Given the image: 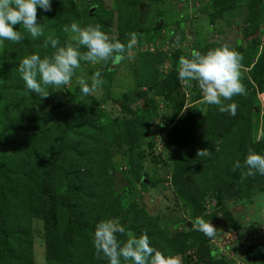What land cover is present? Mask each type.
Instances as JSON below:
<instances>
[{"label": "trees", "instance_id": "16d2710c", "mask_svg": "<svg viewBox=\"0 0 264 264\" xmlns=\"http://www.w3.org/2000/svg\"><path fill=\"white\" fill-rule=\"evenodd\" d=\"M90 1L84 22L98 24L102 31H106V20L99 15L96 0ZM51 3V12L37 10V22L43 28L42 36L32 38L23 26L16 25L15 30L20 32L22 39L19 42L4 40L2 47L4 72L0 85V124L4 127L1 131L5 138L0 134L8 162L6 167L0 168V264H33L32 218L43 223L48 264H109L106 258L96 257L94 232L99 222L116 216V206H120L121 197L115 192L113 176L108 168L104 169L95 146L104 139L107 140V150L129 144L130 161L135 164L137 156L132 153L133 142L130 140L153 118L104 122L87 106L85 111H81L83 106L73 111L67 104H62L52 93L51 86L46 89L48 97H40L27 89L18 71L20 61L31 54L38 53L41 58L50 56L55 49L50 44L47 48L43 46L49 36L59 41L58 46H65L68 34L63 32V26L79 23L82 19V13L72 0H51ZM213 3L215 12L212 17L215 19L227 11L241 10L240 5L246 4V20L254 22L251 27L256 26V21L264 20V0H214ZM132 15H119L118 40L122 43L134 32L122 30V27L134 26L136 14ZM158 59V56L150 55L148 62L157 63ZM113 65L110 63L105 69L108 82ZM246 65L251 68L241 83L247 94L222 101L237 104L234 116L219 112L215 105L202 103L198 107H190L186 116L179 118L172 129L173 139L169 145L172 156L183 153L175 167L172 183L186 203L191 205L194 217L199 215L204 190L208 189L203 187L206 178H212L210 180L214 182L213 188L218 192L219 200L242 198L253 189L264 191V176L256 174L241 181L240 171H232L234 162H243L250 147L264 155V137L255 140L256 133L251 125V113L259 109L256 94L264 92V49L257 57L255 53ZM149 66L148 63L142 66L146 73L151 70ZM173 74L160 85L159 92L179 112L184 94L179 90L178 76L172 79ZM82 95L80 86L67 91V98ZM199 99L198 95L194 101ZM121 111L127 112L128 109L123 106ZM48 137L55 139L48 145L40 144L41 138ZM199 150H207L210 154L200 157L197 155ZM134 176L138 181H143L145 177L137 169ZM124 210L125 215L120 221L126 232L136 236L147 233L151 246L166 256L184 252L186 247L193 246L197 257L193 264H212L217 249H205L203 242L189 234H179L174 239L162 237L155 220L147 217L135 203ZM224 219L230 230H238L237 220L230 214H226ZM10 226L14 229L13 235H9ZM117 238L121 242L127 239L119 234ZM240 249L236 247L234 252L243 251ZM248 251L249 260L264 264V239ZM122 264L132 262L122 260Z\"/></svg>", "mask_w": 264, "mask_h": 264}, {"label": "rangeland", "instance_id": "374dc122", "mask_svg": "<svg viewBox=\"0 0 264 264\" xmlns=\"http://www.w3.org/2000/svg\"><path fill=\"white\" fill-rule=\"evenodd\" d=\"M213 1L96 0L98 13L103 20H106V31L104 32L113 41L120 37L119 15L136 14L134 26L122 27V30L138 33V42L132 49V57L113 65L110 82L107 81L105 75V69L111 63L110 61L106 64L82 61L81 67L76 70L69 85L60 89L51 86V89L56 98L62 104H67L68 108L75 111L83 106L81 111H85L84 107L87 106L104 122L106 120L119 122L129 119L153 118L146 122L144 129L143 125L139 126L142 129L135 134L133 140H130L133 142L132 153L137 156L138 160L135 164L130 161L131 147L129 144H123L119 148L110 147L107 150V140L104 139L98 146H95L103 161L104 169L108 168L110 175L113 176L115 192L121 197L120 206H116L118 212L114 218H111L112 220L121 224L120 220L125 215L124 208L135 203L147 217L155 220L162 237L174 239L179 234H189L193 235L194 239L203 242L205 249L209 251L217 249L212 258L213 261L211 260L212 264H215V261L218 262L216 264H260L256 260L248 259V250L264 239V191L253 189L254 191L251 190L248 196L242 198L219 200V194L213 188L214 182L210 180L212 178H206L203 187L207 186L208 189L204 190L201 211L197 217H203L206 222H210L216 228L215 237L210 239L192 227L197 217L192 215L191 205L186 203L172 183L175 167L183 157V153H174L172 156L169 146L173 139L172 129L179 118L186 116L190 107H198L204 103L202 100L193 102L198 95L202 99L198 85L195 82H191V87L182 85L179 78V90L184 94V103L179 112L174 110L163 96L164 94L159 92L160 85L168 81L173 73L172 79L178 76L179 57L181 55L190 57L189 52L193 49L202 50L201 52L204 53L227 44L237 52L242 51L240 53L243 57L240 69L242 82L251 68L246 63L255 53L257 57L264 49L262 47L264 45V20L256 21V26L251 27L254 22L248 23L246 20L248 15L246 4L240 5L241 10L227 11L215 19L212 17L215 12ZM72 2L82 13V19L78 24L81 27L87 26L84 20L87 15L86 9L91 5V1L72 0ZM177 36L180 38L179 47L175 46ZM67 38L69 40V34ZM129 38L128 36L124 39L125 44ZM68 40L66 39L65 43ZM3 43L4 41L0 42V85L4 72L1 56ZM150 55L158 56L159 62L150 64L148 62ZM145 62L151 67L147 73L142 68ZM96 71L101 72L102 79L105 81L102 87L91 96L67 98V91L79 87L76 83L77 77H83L90 83ZM257 73L259 76V72ZM256 100L259 103V109L252 111L251 125L256 133L254 139L260 140L264 137V92H257ZM123 106L127 107V112L121 111ZM3 128L0 124V133L4 136L1 131ZM1 134L0 168H4L8 162L5 158L8 156L5 154L6 150L3 149ZM53 139L55 138H41L40 144L48 145ZM174 142L176 143L177 139ZM135 169L139 170L140 175L145 176L143 181L136 180ZM226 214H230L237 220L239 226L237 231L230 230V226L224 219ZM30 224L33 264H48L45 257L43 223L39 219L32 218ZM13 232L14 229L10 226L9 235H13ZM236 243H242L240 250L243 251L234 252L236 248H232ZM228 245L231 246L230 249ZM228 254L232 255V258ZM173 256H178L181 264H193L197 260L193 246L186 247L184 252Z\"/></svg>", "mask_w": 264, "mask_h": 264}, {"label": "clouds", "instance_id": "9594fccd", "mask_svg": "<svg viewBox=\"0 0 264 264\" xmlns=\"http://www.w3.org/2000/svg\"><path fill=\"white\" fill-rule=\"evenodd\" d=\"M52 11L51 0H0V42L4 40L19 42L22 36L15 30L16 25H21L31 35L38 38L43 35L42 25L37 22V10ZM63 32L69 34V41L65 46H58L59 41L49 36L43 46L49 44L55 51L50 56L31 54L25 56L19 63L18 71L28 90L40 97H48L46 89L52 86L60 89L69 85L81 67V61L97 64L109 61L119 64L132 57V49L138 42V33L129 34L127 43L119 40L113 41L108 34L102 31L100 25L88 24L81 27L72 22L63 26ZM180 38L176 37L175 46L179 47ZM264 47V45H262ZM83 48L85 51H80ZM242 55L224 44L210 49L206 54L193 49L190 57L181 55L178 60V78L182 85L191 87L195 82L201 93L203 101L208 105L217 106L219 112L236 114V103H223L231 101L233 96L246 95L247 90L241 83ZM76 83L80 86L83 95L91 96L105 81L100 71H96L91 82L83 77H77ZM194 101L195 102H198ZM207 150H199L200 157L209 155ZM240 171L241 181L254 177L256 174L264 176V155L256 153L251 147L243 162L236 160L232 171ZM192 227L202 232L207 237L214 238L216 228L206 222L203 217H197ZM117 234L126 236L123 242L119 241ZM97 259L106 258L109 264H122L131 261L132 264H181L178 256H166L161 251L151 246L147 233L139 236L126 229L118 221L102 220L96 225L93 240ZM238 245V246H237ZM241 248L242 243H236L233 248ZM231 246L228 245V249ZM232 248V249H233ZM232 258V255H229Z\"/></svg>", "mask_w": 264, "mask_h": 264}]
</instances>
